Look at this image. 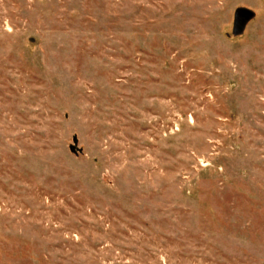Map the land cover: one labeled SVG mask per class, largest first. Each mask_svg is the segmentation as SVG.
Returning a JSON list of instances; mask_svg holds the SVG:
<instances>
[{
	"label": "rangeland",
	"instance_id": "obj_1",
	"mask_svg": "<svg viewBox=\"0 0 264 264\" xmlns=\"http://www.w3.org/2000/svg\"><path fill=\"white\" fill-rule=\"evenodd\" d=\"M0 264H264V0H0Z\"/></svg>",
	"mask_w": 264,
	"mask_h": 264
},
{
	"label": "water",
	"instance_id": "obj_2",
	"mask_svg": "<svg viewBox=\"0 0 264 264\" xmlns=\"http://www.w3.org/2000/svg\"><path fill=\"white\" fill-rule=\"evenodd\" d=\"M253 12L247 8H237L234 12L233 20V34L237 35L241 33L246 23L252 18ZM73 142H77V138L73 137ZM71 151H75L74 144L70 146Z\"/></svg>",
	"mask_w": 264,
	"mask_h": 264
}]
</instances>
